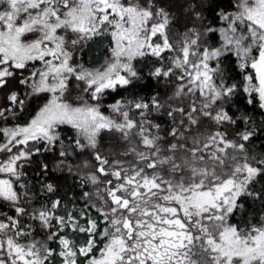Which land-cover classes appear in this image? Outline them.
Wrapping results in <instances>:
<instances>
[{"label": "snow or ice", "instance_id": "obj_1", "mask_svg": "<svg viewBox=\"0 0 264 264\" xmlns=\"http://www.w3.org/2000/svg\"><path fill=\"white\" fill-rule=\"evenodd\" d=\"M0 264H264V0H0Z\"/></svg>", "mask_w": 264, "mask_h": 264}]
</instances>
